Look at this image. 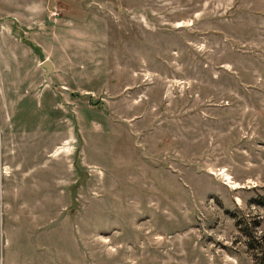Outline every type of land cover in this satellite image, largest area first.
Listing matches in <instances>:
<instances>
[{
    "label": "rangeland",
    "instance_id": "374dc122",
    "mask_svg": "<svg viewBox=\"0 0 264 264\" xmlns=\"http://www.w3.org/2000/svg\"><path fill=\"white\" fill-rule=\"evenodd\" d=\"M0 264H264V0H0Z\"/></svg>",
    "mask_w": 264,
    "mask_h": 264
},
{
    "label": "trees",
    "instance_id": "16d2710c",
    "mask_svg": "<svg viewBox=\"0 0 264 264\" xmlns=\"http://www.w3.org/2000/svg\"><path fill=\"white\" fill-rule=\"evenodd\" d=\"M236 224H237V227L239 228V231H241L242 232V234L245 236V237H247V238H250L249 240H248V247L250 248V249H253L254 248V244H255V240H254V236L249 232V233H247V228H244V227H242L241 225H242V220H237V222H236ZM253 238V239H252ZM250 241V242H249ZM252 245V246H251Z\"/></svg>",
    "mask_w": 264,
    "mask_h": 264
},
{
    "label": "bare ground",
    "instance_id": "6f19581e",
    "mask_svg": "<svg viewBox=\"0 0 264 264\" xmlns=\"http://www.w3.org/2000/svg\"><path fill=\"white\" fill-rule=\"evenodd\" d=\"M64 151H67V148H65V146H61V147H58L54 153L52 154V156H56L58 154H60L61 152H64ZM226 179H228V182L232 185V187L236 188L238 187V183H236L235 181L232 180V177L228 175V173L225 172V170H222V173H221Z\"/></svg>",
    "mask_w": 264,
    "mask_h": 264
},
{
    "label": "water",
    "instance_id": "95a60500",
    "mask_svg": "<svg viewBox=\"0 0 264 264\" xmlns=\"http://www.w3.org/2000/svg\"><path fill=\"white\" fill-rule=\"evenodd\" d=\"M41 65L45 69L46 75L53 70V63L47 58L43 60Z\"/></svg>",
    "mask_w": 264,
    "mask_h": 264
}]
</instances>
